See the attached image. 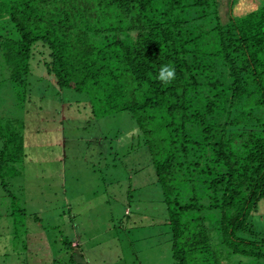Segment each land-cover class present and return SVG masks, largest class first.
I'll return each instance as SVG.
<instances>
[{
  "label": "trees",
  "instance_id": "1",
  "mask_svg": "<svg viewBox=\"0 0 264 264\" xmlns=\"http://www.w3.org/2000/svg\"><path fill=\"white\" fill-rule=\"evenodd\" d=\"M235 1L224 20L220 0H0V56L16 87L42 55L97 116L131 113L176 264H264L250 222L264 200V1L241 16ZM17 123L0 121V178L24 155ZM74 241L64 244L81 264Z\"/></svg>",
  "mask_w": 264,
  "mask_h": 264
},
{
  "label": "rangeland",
  "instance_id": "2",
  "mask_svg": "<svg viewBox=\"0 0 264 264\" xmlns=\"http://www.w3.org/2000/svg\"><path fill=\"white\" fill-rule=\"evenodd\" d=\"M263 1L236 0L233 11L241 16ZM220 2L225 20L229 0ZM37 56L25 87H16L0 56V121L18 120L24 137V155L0 178V264H77L64 244L74 240L81 264H176L155 169L131 113L97 116L88 97L62 90ZM250 222L264 234V200Z\"/></svg>",
  "mask_w": 264,
  "mask_h": 264
},
{
  "label": "clouds",
  "instance_id": "3",
  "mask_svg": "<svg viewBox=\"0 0 264 264\" xmlns=\"http://www.w3.org/2000/svg\"><path fill=\"white\" fill-rule=\"evenodd\" d=\"M175 72L174 69L171 67H165L161 72L159 73V79L164 81L165 83L171 81V79L174 78Z\"/></svg>",
  "mask_w": 264,
  "mask_h": 264
},
{
  "label": "crops",
  "instance_id": "4",
  "mask_svg": "<svg viewBox=\"0 0 264 264\" xmlns=\"http://www.w3.org/2000/svg\"><path fill=\"white\" fill-rule=\"evenodd\" d=\"M28 241L30 242V239H28ZM32 241V240H31ZM76 243H79V241L78 240H76V242L74 241V244H76ZM81 245V244H80ZM30 246V245H29ZM28 250H29V248H28ZM30 254H31V257L32 258H36V259H41V254H44V253H41V252H39L38 250H35V249H30ZM49 257V256H48Z\"/></svg>",
  "mask_w": 264,
  "mask_h": 264
}]
</instances>
